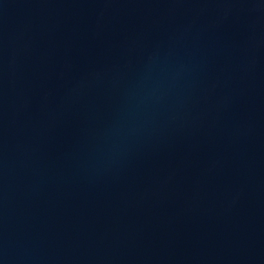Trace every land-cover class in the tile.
Instances as JSON below:
<instances>
[{"label": "water", "instance_id": "95a60500", "mask_svg": "<svg viewBox=\"0 0 264 264\" xmlns=\"http://www.w3.org/2000/svg\"><path fill=\"white\" fill-rule=\"evenodd\" d=\"M0 264H264V0H0Z\"/></svg>", "mask_w": 264, "mask_h": 264}]
</instances>
